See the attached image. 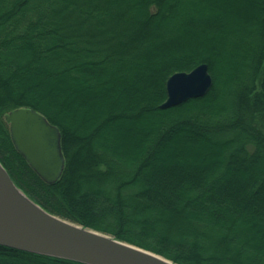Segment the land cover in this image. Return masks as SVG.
I'll use <instances>...</instances> for the list:
<instances>
[{
    "label": "trees",
    "instance_id": "16d2710c",
    "mask_svg": "<svg viewBox=\"0 0 264 264\" xmlns=\"http://www.w3.org/2000/svg\"><path fill=\"white\" fill-rule=\"evenodd\" d=\"M201 63L211 90L161 108ZM20 107L61 130L53 184L15 147ZM0 161L51 213L179 264H264V0H0ZM0 264L86 263L0 244Z\"/></svg>",
    "mask_w": 264,
    "mask_h": 264
},
{
    "label": "water",
    "instance_id": "95a60500",
    "mask_svg": "<svg viewBox=\"0 0 264 264\" xmlns=\"http://www.w3.org/2000/svg\"><path fill=\"white\" fill-rule=\"evenodd\" d=\"M214 79L207 63L172 74L167 82L166 109L205 96ZM17 150L48 183L62 176L66 158L60 128L32 107H20L5 116ZM18 190L34 208L17 200ZM0 244L33 253L86 264H179L159 253L84 226L46 210L12 179L0 161Z\"/></svg>",
    "mask_w": 264,
    "mask_h": 264
},
{
    "label": "bare ground",
    "instance_id": "6f19581e",
    "mask_svg": "<svg viewBox=\"0 0 264 264\" xmlns=\"http://www.w3.org/2000/svg\"><path fill=\"white\" fill-rule=\"evenodd\" d=\"M13 190V194L16 197L17 200L21 201L24 203L26 206L30 208H34V204H32L30 201H28L18 190H16L14 187H11Z\"/></svg>",
    "mask_w": 264,
    "mask_h": 264
},
{
    "label": "rangeland",
    "instance_id": "374dc122",
    "mask_svg": "<svg viewBox=\"0 0 264 264\" xmlns=\"http://www.w3.org/2000/svg\"><path fill=\"white\" fill-rule=\"evenodd\" d=\"M62 96V95H61Z\"/></svg>",
    "mask_w": 264,
    "mask_h": 264
}]
</instances>
